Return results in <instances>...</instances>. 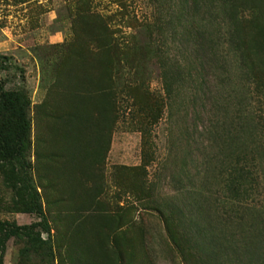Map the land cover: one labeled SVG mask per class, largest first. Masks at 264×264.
I'll list each match as a JSON object with an SVG mask.
<instances>
[{
    "label": "rangeland",
    "instance_id": "rangeland-1",
    "mask_svg": "<svg viewBox=\"0 0 264 264\" xmlns=\"http://www.w3.org/2000/svg\"><path fill=\"white\" fill-rule=\"evenodd\" d=\"M234 1L249 60L204 0H0V78L30 100L46 218L0 264H187L189 246L197 264H264V0ZM196 31L202 66L183 88ZM20 210L0 169V222L40 223Z\"/></svg>",
    "mask_w": 264,
    "mask_h": 264
},
{
    "label": "trees",
    "instance_id": "trees-1",
    "mask_svg": "<svg viewBox=\"0 0 264 264\" xmlns=\"http://www.w3.org/2000/svg\"><path fill=\"white\" fill-rule=\"evenodd\" d=\"M204 1L208 2L210 4V8H215L216 11L220 10L221 12H229V14L225 13V15L228 16L226 17L227 20L225 24H227L229 28L228 39H226L225 42H231L232 45V42L236 40V43L238 44L236 50L239 53L240 59L249 60L248 52L250 51L252 53L253 44H251L249 40H247V42L244 44V42L242 41L243 38L239 34V32H241L239 26L244 22V20H242V17L238 16L237 14H233L235 1ZM194 34L195 41L192 42L191 48L194 59L188 61V59L186 58L187 48L184 47L183 42V51L181 53L183 55L184 69L182 64H175L178 74L180 70L184 71L183 88L185 83L190 80L194 83L192 78L195 76V73H197L199 65L202 66V61L200 58L203 51V42L205 41V37L207 36L203 31H196L194 32ZM183 38L185 41L186 35L183 34ZM3 60L4 58L0 56V73L8 69ZM18 71L22 74L21 69H19ZM247 74H249V72ZM163 78L165 80V91L167 92L166 94L170 96L174 93L173 85L177 77L170 80H168L166 76H164ZM29 111L30 100L25 89L18 88L15 90H6L3 80L0 78V169L11 188H13L17 193V198L21 202L20 212L25 214H35L40 219L39 224H33L31 226L25 227H20L16 224H10L8 222H0V246L3 245V243H5L11 237L14 238L22 235H26L29 237L30 235H32L29 238L31 242L40 241V235L39 233L34 232V226L39 225L42 226L43 230H46V228H44L43 226L46 218L42 212L39 196L31 183L29 175L28 157L31 145ZM262 147L264 148V143ZM240 152L242 153V151ZM243 161L244 158L238 156V160L236 162L237 165L230 166L229 170L227 171L228 179L226 180V182L229 181L228 185L230 184L229 186L234 188L236 192H238V189H240L241 186L244 185V180L242 179L244 173H247V169H245L246 167L243 164ZM234 173L235 176H232V174ZM26 232L28 233L26 234ZM188 233L190 234L191 232ZM187 234L184 245L189 246L191 240L188 238ZM189 249L190 246L187 249L184 248V258L186 263L197 264V258L199 257L196 254H191L189 252ZM193 249H195L194 246Z\"/></svg>",
    "mask_w": 264,
    "mask_h": 264
}]
</instances>
